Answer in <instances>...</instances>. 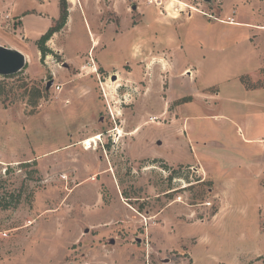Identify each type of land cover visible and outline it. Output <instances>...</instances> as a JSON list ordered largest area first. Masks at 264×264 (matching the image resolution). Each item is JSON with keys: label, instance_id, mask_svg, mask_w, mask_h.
Returning <instances> with one entry per match:
<instances>
[{"label": "rangeland", "instance_id": "rangeland-1", "mask_svg": "<svg viewBox=\"0 0 264 264\" xmlns=\"http://www.w3.org/2000/svg\"><path fill=\"white\" fill-rule=\"evenodd\" d=\"M2 1L28 65L0 77V264H264V165L204 151L264 161V0H68L62 63L60 0ZM189 80L205 105L134 131Z\"/></svg>", "mask_w": 264, "mask_h": 264}, {"label": "crops", "instance_id": "crops-1", "mask_svg": "<svg viewBox=\"0 0 264 264\" xmlns=\"http://www.w3.org/2000/svg\"><path fill=\"white\" fill-rule=\"evenodd\" d=\"M10 8H12V6L10 5V3L8 2H5V1H2L0 0V11H4L2 12L4 15H10ZM154 56V55H153ZM156 56V55H155ZM184 72V71H183ZM185 78V77H183ZM186 86H189V85H193V94L192 95H189L187 92H180L177 97L175 96L174 98H167V99H164L162 102H161V106L158 110V114L154 115L152 113H147V112H143V121L140 123V125H138L136 127V129L134 130L135 132H137L141 126H143L144 124H172L174 121H178L179 120V117H180V114H179V110L181 109V106H183L182 104H175L173 106H170L174 101H178L180 100L179 98L180 97H184V98H187L188 99V102H192L196 99L197 96H200L201 100H203L202 104H206L208 102V99H205L204 97L205 94H202L203 91L199 92L200 90L196 87V83H193L192 80L190 81H186L185 82ZM149 85V84H147ZM184 86V85H183ZM244 87V86H243ZM245 91L249 92V91H254V90H247L245 88ZM147 93L144 95V96H148L150 95V93L152 91L149 90V87H148V90L146 91ZM159 93L160 90H159ZM158 93V94H159ZM142 96V98L144 97ZM207 98V97H206ZM161 99V97H160ZM178 99V100H177ZM170 106V107H169ZM158 115V116H157ZM158 118V121H154V119L150 120V118ZM169 117L170 119H168L167 123L165 122L166 121V118ZM159 119H161V121H159ZM185 123L181 124L180 125V128H178V130L183 133V131H185ZM260 140H262V138H257L254 136V133H251L249 131V138H247L245 140L246 143H257L259 142ZM222 147V144L220 142H217V144H215V146H213L212 149L209 148V146H206V149H204L205 152H208L213 158H218V161L217 162L218 164H220L223 168H228L229 166L231 165H234V166H239L241 167L242 165H246V169L247 171H251V172H254L253 170H256V169H260L262 165H264V161H261L260 159H258V157H254L255 159H252V160H247V158L245 159H232V158H226V156H222L221 154H218L217 151L215 149L217 148H221ZM209 148V149H208ZM252 154V153H250ZM221 155V156H220ZM222 157V158H221ZM246 157H249L246 156ZM196 164H207V165H213V163H208V162H204V161H201L200 163H178V164H169L171 166H176V165H196Z\"/></svg>", "mask_w": 264, "mask_h": 264}, {"label": "trees", "instance_id": "trees-1", "mask_svg": "<svg viewBox=\"0 0 264 264\" xmlns=\"http://www.w3.org/2000/svg\"><path fill=\"white\" fill-rule=\"evenodd\" d=\"M70 16V8H69V2L68 0H60V17L56 21L55 25L38 41L37 45L39 48V51L42 55V59H44L47 55H53L56 59L59 60L60 63H62V60L60 56L53 52L50 48H48L47 44L48 42L53 38L54 35L61 32L67 25L68 19ZM117 26H119V23L116 22ZM243 82V80H242ZM243 84L246 85V83L243 82ZM252 89H258L259 87H251ZM248 89V88H247ZM250 89V87H249ZM38 95H40V92H38ZM155 162H159L156 161ZM163 163V162H162ZM202 183V182H201ZM209 186H212V184H209ZM203 194H199V197H197L199 200L203 198ZM11 205V204H10ZM9 204L1 205L4 209L10 208Z\"/></svg>", "mask_w": 264, "mask_h": 264}, {"label": "water", "instance_id": "water-1", "mask_svg": "<svg viewBox=\"0 0 264 264\" xmlns=\"http://www.w3.org/2000/svg\"><path fill=\"white\" fill-rule=\"evenodd\" d=\"M28 65L27 57L13 46L0 45V77H10L20 74ZM68 67L67 64H63ZM53 82L47 84V90Z\"/></svg>", "mask_w": 264, "mask_h": 264}, {"label": "bare ground", "instance_id": "bare-ground-1", "mask_svg": "<svg viewBox=\"0 0 264 264\" xmlns=\"http://www.w3.org/2000/svg\"><path fill=\"white\" fill-rule=\"evenodd\" d=\"M174 1V0H173ZM176 2V1H175ZM195 10V9H194ZM196 11V10H195ZM234 23V22H233ZM115 83V82H113ZM122 135V131L119 132V138L121 137ZM101 139V137L99 135L97 136H94V137H91L89 138V140L85 141L84 144H87L88 146L91 145V144H95L97 143V141H99Z\"/></svg>", "mask_w": 264, "mask_h": 264}, {"label": "built area", "instance_id": "built-area-1", "mask_svg": "<svg viewBox=\"0 0 264 264\" xmlns=\"http://www.w3.org/2000/svg\"><path fill=\"white\" fill-rule=\"evenodd\" d=\"M0 15H1V18L5 19V20L11 19L10 15H4L2 12H0ZM261 144L264 147V140L261 141Z\"/></svg>", "mask_w": 264, "mask_h": 264}]
</instances>
